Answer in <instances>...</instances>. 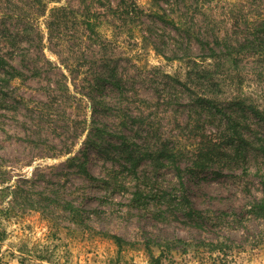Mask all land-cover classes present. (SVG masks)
<instances>
[{
	"label": "rangeland",
	"instance_id": "obj_1",
	"mask_svg": "<svg viewBox=\"0 0 264 264\" xmlns=\"http://www.w3.org/2000/svg\"><path fill=\"white\" fill-rule=\"evenodd\" d=\"M137 2L143 9L150 5V0ZM96 3L0 0V54L23 74L0 90V264H151L144 250L134 245L120 252L107 234L133 243L184 241L165 264H264V218L250 214L264 177V152L259 150L264 142V56L255 54L254 46L240 50L232 81L218 72L210 82L189 80L186 63L176 58L198 55L200 36L252 37L264 20V0H204L197 11L190 5L184 19L192 28V53L185 41L173 47L174 31L157 23L159 54L138 38L147 19L131 35L118 21L102 17V37L93 45L81 15L86 5ZM104 63L126 77L130 94L149 103L143 111L155 135L179 141L184 191L192 206L211 218L202 228L180 214L131 208L128 192L101 182L112 164L85 148L94 118L86 80ZM99 96L109 108H100L95 120L99 125L116 120L121 115L116 111L123 109L119 93L106 88ZM239 99L246 107L233 110L231 103ZM131 105L134 114L140 112L137 100ZM231 115L253 143L240 152L231 142ZM198 150L209 153L196 164ZM69 158H76L72 165ZM81 163L87 174L79 170ZM140 170L153 168L143 162ZM176 173L173 166L162 168L159 181L177 184ZM24 179L32 182V198L37 199V191L71 201L80 210L81 224L68 222V213L55 212L47 199L41 204L20 199L12 207L9 189ZM151 253L158 257L160 250L153 247Z\"/></svg>",
	"mask_w": 264,
	"mask_h": 264
},
{
	"label": "trees",
	"instance_id": "obj_2",
	"mask_svg": "<svg viewBox=\"0 0 264 264\" xmlns=\"http://www.w3.org/2000/svg\"><path fill=\"white\" fill-rule=\"evenodd\" d=\"M95 1L97 2L96 5H86L84 7L86 13L81 15L83 17L81 25L93 45L97 44L102 37L101 27L103 21L100 19L102 17L118 21L121 26L126 27V30L131 35L136 30V27L144 25L143 20L147 19V30L139 27L138 38L151 45L157 54H159L157 23L166 27L170 26L174 31L175 35L172 37V41L175 43L172 45L173 47L185 41L188 42L189 52L192 53V28L189 27L184 16L188 15L190 5L195 4V8L197 7L193 11L203 8L204 0H150V5L147 9L141 8L137 0H118L117 3H113L110 0ZM181 6L186 8L187 12H181L183 10ZM253 30L252 33L248 32L252 37L245 36L242 41H234L228 36L221 35H217L213 40L200 36L196 39L200 51L198 55L176 56V58L186 63L189 80L197 78L207 81L212 79L213 81L214 78L212 77L219 72V76L226 78L227 81H232L231 74L239 66L238 54H240V50L254 46L257 47L255 54H258L259 57L264 56V20ZM260 32L262 35L259 34ZM248 33L246 34L248 35ZM163 56L166 59H170L166 54ZM0 70V90H3L5 86L11 85L14 80L23 77V74L16 67L8 63L4 54H0ZM91 79L86 80V83L88 84V96L91 100L94 118L92 120L91 133L85 142V148L86 150H92L104 162L112 164L111 169H108L109 175H106V178L101 181L103 185L113 191L120 192V190H123L128 192L131 208L151 209L152 212H162L166 216L171 215L173 217H177L180 214L185 218L186 222L196 228H202L210 222L211 218L206 217L204 212L192 206L184 191V183L181 177L184 169L180 165V160L184 154L182 147L178 145L179 141L171 137L174 140L171 143L161 136H156L151 121L144 116L143 110L149 103L136 94H130L128 89L129 82L126 77L119 75L117 69L112 68L109 63H104L98 69H95L91 73ZM211 83V86L217 85L215 82ZM106 88H111L119 93L123 109L116 111L121 113V115L115 117V119L117 118L116 120L113 119V121L106 123L101 122V125H99V122L95 120V116L99 114L100 108L103 110H108L109 108V104L102 100V96H99ZM134 100L138 101L137 110H140V112L137 111L138 113L135 114L131 108ZM246 104L239 99L231 103V106L235 110L246 107ZM215 106L217 108V104ZM248 108L255 112L256 115H260V111L255 105L248 106ZM229 121L233 125L231 128L234 132L231 142L236 146V150L240 152L245 146H251L253 143L235 127L236 119L234 116L231 115ZM259 150L264 152V142L259 145ZM208 153L198 150L196 157L199 159L196 164L203 157L205 158ZM75 159L69 158L67 162L72 165ZM143 162H147V165L153 168V171H141L140 166ZM172 166L177 172L178 182L177 184H172V186L169 184L164 186L158 177L160 169ZM79 170L87 174L84 163H81ZM29 183L32 182L24 179L18 181L12 189L7 188V190L11 191L12 200L10 205L12 207L14 204H20V199H26L28 202L37 204H41L44 199H47L50 204H55V212L68 213L66 219L68 222H72L77 226L81 224L80 210L71 201L60 199L56 195H54L55 199L54 197L51 199L45 193L37 191H34L37 199L32 198V193H30L28 187L33 186ZM260 184L262 195L250 207V214L256 218H264V177L261 179ZM5 212L4 214H6ZM106 236L114 242L120 252L136 245L148 254L151 264H165L164 259H168L169 256L178 250L176 247L177 243L186 244L181 239L158 243L151 238H147L145 241L133 243L126 241L120 236L109 234ZM2 240L0 238V241ZM153 247L159 248L160 255L158 257L152 255ZM210 250L213 251L216 248Z\"/></svg>",
	"mask_w": 264,
	"mask_h": 264
}]
</instances>
